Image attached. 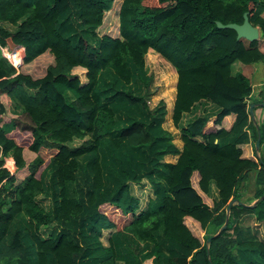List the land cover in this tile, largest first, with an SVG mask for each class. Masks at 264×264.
<instances>
[{
  "label": "trees",
  "instance_id": "1",
  "mask_svg": "<svg viewBox=\"0 0 264 264\" xmlns=\"http://www.w3.org/2000/svg\"><path fill=\"white\" fill-rule=\"evenodd\" d=\"M114 1L0 0V45L22 47L20 65L53 55L34 77L0 49V264H264V90L248 102L251 79L233 69L264 61V49L216 23L248 11L264 36V0H121L118 34L101 33ZM150 49L177 72L181 148L164 127L166 101L148 104ZM200 101L217 110L181 123ZM14 129L29 131L30 150H52L47 161L26 162ZM7 159L27 174L18 180ZM233 198L246 204L227 212Z\"/></svg>",
  "mask_w": 264,
  "mask_h": 264
},
{
  "label": "rangeland",
  "instance_id": "2",
  "mask_svg": "<svg viewBox=\"0 0 264 264\" xmlns=\"http://www.w3.org/2000/svg\"><path fill=\"white\" fill-rule=\"evenodd\" d=\"M121 0H115L114 3V7L110 10L109 14L107 13L102 24L99 27V31L101 33H110L112 35H117V22L118 19L114 18L112 16V14L114 15V13H116V9L114 10V8H117V6L120 4ZM116 17V16H115ZM259 41L261 42V47L264 49V36L261 35V32H259V36H258ZM9 51L11 50H16L18 51L19 55L18 57H21V61H22V56H23V51L17 47V46H13V47H9L8 46ZM3 52V50L1 51ZM14 60V58H13ZM20 60V58H19ZM53 61V55L49 52H45L44 55L41 57H37L36 59H34L33 61H30L28 63H23L19 66V70L24 71L26 73L31 74L34 77H39L41 76L44 72H45V68L46 66L51 63ZM146 69L147 72L151 75V82L148 88V95H147V100H148V104L150 106L154 105L160 98H163L166 101V106H167V113L165 116V121H164V127L168 128L169 130H171L173 132L174 127L172 125V119H171V103H172V99H173V92H174V82H175V70L174 67L160 54L156 53L155 51L151 50L149 53H147L146 55ZM235 69V67H234ZM75 73L80 74L81 76L83 69L81 67H77L75 68ZM256 85H253V88ZM258 87V86H257ZM213 104L211 102L208 101H200L198 103H196L194 105V107L192 108V111L189 112L188 114H185V122H188L190 119H192L194 116L197 115H202V114H211L214 112V109L211 107ZM6 117H13V114L18 113L15 110V107L13 106L12 103H8L6 102ZM260 114V117H262V111L259 110L258 111ZM16 115V114H15ZM176 128V127H175ZM178 134V131H176ZM174 133V132H173ZM174 133V138L173 140L175 141V143L180 144V139L179 136ZM10 135L12 137H14V139L20 143L23 146V155L24 158L26 160V162H29L30 160H32L35 155H37L39 153V155H41L44 158V161H47L48 157L50 156L52 150L49 149H42L39 152H34L32 150L29 149L28 145H29V141H30V134L29 131L26 130H17L14 129ZM75 143L79 142L78 139L74 140ZM254 144V142H252V145ZM6 165L9 167V169L11 171H14V173L17 176V179L20 180L21 178H23V176L27 173V169L26 167H23L17 171L14 170V165L13 167H10V163H8V159L6 160ZM137 190L136 193L139 194L140 196L143 194L140 192V187L139 185L137 186ZM254 188V183H253V173L250 174V178L246 181V183L244 184V192L243 195H245L247 198H249L252 194ZM38 201L40 203H44L46 207L49 206V198L47 196L44 195H38ZM143 198V196L141 197ZM248 200V199H247ZM254 223L256 222V220L251 216H247L245 223ZM255 224V223H254ZM256 228H258V234L264 238V223L262 222V224L260 223H256ZM112 231V229H105L102 235V240L104 241V243L108 242V236L109 233ZM116 264H123V261L117 260Z\"/></svg>",
  "mask_w": 264,
  "mask_h": 264
},
{
  "label": "crops",
  "instance_id": "3",
  "mask_svg": "<svg viewBox=\"0 0 264 264\" xmlns=\"http://www.w3.org/2000/svg\"><path fill=\"white\" fill-rule=\"evenodd\" d=\"M19 48L23 51V48L22 47H19ZM150 50L148 51V53L150 52ZM234 67H235V69H234ZM233 69H234V71H237V70L243 71L251 79V82H252V92H251V95H250V97L248 99V102H251L254 98H258L259 97V92L261 90H264V85H261L260 84L261 81L264 80V61H257V62H253V63H241L239 61H236L233 64ZM174 70H175V68H174ZM175 74H176V77H175L174 85L176 84V80H177V72H176V70H175ZM253 85H256V86L253 88ZM175 93H176V89H175V86H174L173 99H172V103H171V112H172V106H173V102H174V98H175ZM211 107L214 109V112L217 110L214 105H212ZM256 111H257V109H256ZM185 116L186 115H183V117L181 119L182 120L181 123H185V120H184L185 119ZM253 118H255L257 120V116L255 115V113L253 115ZM233 119H234V114H228V115H226L224 117V119L222 120V125L228 128L232 124ZM210 124H213V122L211 121ZM172 125L174 127L173 132L178 131L179 132L178 134L180 136V128L174 126L173 123H172ZM176 144H177V146L179 148H181V146H182L181 139H180V144H178V143H176ZM246 146H247V149L249 151V154H254L255 153L254 152V149H253V146H252V141L246 143ZM177 156H178L177 153H174V154L173 153H167L164 156V159L165 160H168V161H173L174 162L177 159ZM210 191H211L210 192L211 195L215 196L216 195V192H217V189L212 186ZM140 192L143 193L141 190H140Z\"/></svg>",
  "mask_w": 264,
  "mask_h": 264
},
{
  "label": "water",
  "instance_id": "4",
  "mask_svg": "<svg viewBox=\"0 0 264 264\" xmlns=\"http://www.w3.org/2000/svg\"><path fill=\"white\" fill-rule=\"evenodd\" d=\"M216 23L218 27L233 28L236 31L238 38L243 37V38H246L247 40L258 39L260 29L258 25H255L250 21L249 16H248V11H245L243 13V21L241 23L234 22V21L223 23L220 20H217ZM261 104H264V101H261ZM249 111L253 115V103L250 104ZM259 139H260V135H258V138L255 142L256 148L259 147ZM262 196H264V194ZM235 201H237L239 204H246L242 200H236V198H233L229 201L227 205V212L229 211L232 203ZM253 204L254 203H249L248 205H253ZM225 226H226V222H224V224L218 230L221 231ZM210 239H211V236L207 238V241H210ZM209 261H210V264H213L211 259H209Z\"/></svg>",
  "mask_w": 264,
  "mask_h": 264
},
{
  "label": "built area",
  "instance_id": "5",
  "mask_svg": "<svg viewBox=\"0 0 264 264\" xmlns=\"http://www.w3.org/2000/svg\"><path fill=\"white\" fill-rule=\"evenodd\" d=\"M0 49H1V51L3 50V52H2L3 55H5L14 66L19 67V65L21 63V57H18L17 62H15L11 57V55L13 56L17 52L16 50L9 51L7 45H0ZM19 58H20V60H19ZM260 84L264 85V80H262Z\"/></svg>",
  "mask_w": 264,
  "mask_h": 264
},
{
  "label": "bare ground",
  "instance_id": "6",
  "mask_svg": "<svg viewBox=\"0 0 264 264\" xmlns=\"http://www.w3.org/2000/svg\"><path fill=\"white\" fill-rule=\"evenodd\" d=\"M17 53H18V51H17ZM11 57H12V59H13V56L11 55Z\"/></svg>",
  "mask_w": 264,
  "mask_h": 264
}]
</instances>
